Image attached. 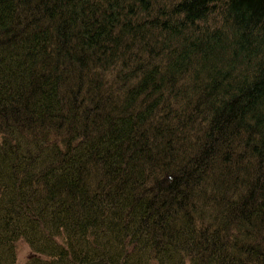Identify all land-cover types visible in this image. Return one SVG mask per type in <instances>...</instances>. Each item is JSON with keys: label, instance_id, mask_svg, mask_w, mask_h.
<instances>
[{"label": "trees", "instance_id": "1", "mask_svg": "<svg viewBox=\"0 0 264 264\" xmlns=\"http://www.w3.org/2000/svg\"><path fill=\"white\" fill-rule=\"evenodd\" d=\"M264 264V0H0V264Z\"/></svg>", "mask_w": 264, "mask_h": 264}, {"label": "rangeland", "instance_id": "2", "mask_svg": "<svg viewBox=\"0 0 264 264\" xmlns=\"http://www.w3.org/2000/svg\"><path fill=\"white\" fill-rule=\"evenodd\" d=\"M28 251L26 246L21 245L18 247V254H17V263L21 264L23 262V260L25 259V257L27 256Z\"/></svg>", "mask_w": 264, "mask_h": 264}, {"label": "water", "instance_id": "3", "mask_svg": "<svg viewBox=\"0 0 264 264\" xmlns=\"http://www.w3.org/2000/svg\"><path fill=\"white\" fill-rule=\"evenodd\" d=\"M83 264H105L103 262H97V261H91V262H85Z\"/></svg>", "mask_w": 264, "mask_h": 264}]
</instances>
